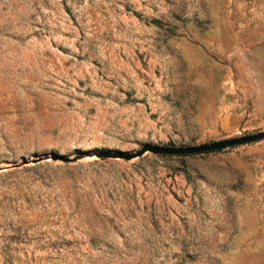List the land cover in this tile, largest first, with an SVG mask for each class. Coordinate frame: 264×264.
Segmentation results:
<instances>
[{"label": "rangeland", "instance_id": "obj_1", "mask_svg": "<svg viewBox=\"0 0 264 264\" xmlns=\"http://www.w3.org/2000/svg\"><path fill=\"white\" fill-rule=\"evenodd\" d=\"M260 130L264 0H0V264H264V138L96 156Z\"/></svg>", "mask_w": 264, "mask_h": 264}, {"label": "water", "instance_id": "obj_2", "mask_svg": "<svg viewBox=\"0 0 264 264\" xmlns=\"http://www.w3.org/2000/svg\"><path fill=\"white\" fill-rule=\"evenodd\" d=\"M264 138V130L254 133L243 134L239 136L227 137L218 140H212L195 145H155L150 143L142 144L137 150L133 152L120 151H101L96 153L98 157H113L129 160L131 158L139 157L145 152L159 155H188L193 153H202L210 151H218L227 147H233L245 143L254 142ZM53 159H60L68 161V158L62 155H53ZM40 159L33 160V162Z\"/></svg>", "mask_w": 264, "mask_h": 264}, {"label": "trees", "instance_id": "obj_3", "mask_svg": "<svg viewBox=\"0 0 264 264\" xmlns=\"http://www.w3.org/2000/svg\"><path fill=\"white\" fill-rule=\"evenodd\" d=\"M210 152H213V151H210Z\"/></svg>", "mask_w": 264, "mask_h": 264}]
</instances>
